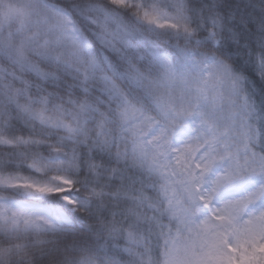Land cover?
Instances as JSON below:
<instances>
[{
  "label": "snow or ice",
  "instance_id": "snow-or-ice-1",
  "mask_svg": "<svg viewBox=\"0 0 264 264\" xmlns=\"http://www.w3.org/2000/svg\"><path fill=\"white\" fill-rule=\"evenodd\" d=\"M126 5L0 0V259L264 264V0Z\"/></svg>",
  "mask_w": 264,
  "mask_h": 264
},
{
  "label": "clouds",
  "instance_id": "clouds-1",
  "mask_svg": "<svg viewBox=\"0 0 264 264\" xmlns=\"http://www.w3.org/2000/svg\"><path fill=\"white\" fill-rule=\"evenodd\" d=\"M9 3H16L18 5L31 4L37 9H41L43 3H53L55 0H7ZM102 2L108 5V0H102ZM153 0H127V5L124 9H116L122 13L127 14L129 23L137 27H142L143 25L137 21V17L134 15L136 12V5L138 3L148 7L152 4ZM160 7L168 8L171 4V0H158ZM111 7V5H109ZM17 27L16 21L9 22H0V39H5L9 36L10 33H15ZM29 56L33 60H38V57H35L31 53ZM0 66H6L10 71L15 70L17 74L27 78V73L23 72L19 65L15 64L6 54L0 52ZM15 86H21L20 81L15 82ZM2 99V98H0ZM0 247H7V245H0ZM43 260V257L39 252H34L31 257V264H40V261ZM0 264H25L23 256H17L10 258L8 260L0 259Z\"/></svg>",
  "mask_w": 264,
  "mask_h": 264
}]
</instances>
